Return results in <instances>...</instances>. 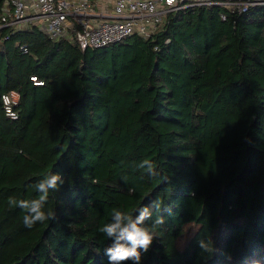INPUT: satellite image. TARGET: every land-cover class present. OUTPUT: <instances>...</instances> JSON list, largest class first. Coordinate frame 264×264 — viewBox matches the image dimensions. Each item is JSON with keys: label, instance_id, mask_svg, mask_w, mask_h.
Segmentation results:
<instances>
[{"label": "trees", "instance_id": "16d2710c", "mask_svg": "<svg viewBox=\"0 0 264 264\" xmlns=\"http://www.w3.org/2000/svg\"><path fill=\"white\" fill-rule=\"evenodd\" d=\"M48 172L66 181L57 218L28 229L8 198ZM158 195L171 215L141 264H264V7L179 10L99 48L0 28V264H108L112 209Z\"/></svg>", "mask_w": 264, "mask_h": 264}, {"label": "built area", "instance_id": "2783aa9c", "mask_svg": "<svg viewBox=\"0 0 264 264\" xmlns=\"http://www.w3.org/2000/svg\"><path fill=\"white\" fill-rule=\"evenodd\" d=\"M206 6L226 7L243 14L264 7V0H4L0 28L10 27L17 32L34 26L53 40L66 39L83 49L99 48L134 34L148 38L170 13ZM20 47L27 50L25 45ZM18 102L15 91L2 95L8 117L18 118Z\"/></svg>", "mask_w": 264, "mask_h": 264}, {"label": "clouds", "instance_id": "9594fccd", "mask_svg": "<svg viewBox=\"0 0 264 264\" xmlns=\"http://www.w3.org/2000/svg\"><path fill=\"white\" fill-rule=\"evenodd\" d=\"M137 167L144 170L150 178L159 175L157 165L151 160L144 159ZM65 182L62 173L48 172L31 186L35 193L32 198L17 199L11 196L8 198V204L10 207L22 209L23 224L26 228L32 229L37 224L57 218L55 211L48 207V201L50 195L59 192ZM165 211L171 215L170 209L165 208L159 195L149 204L139 206L132 211L113 208L110 220L99 228V231L111 241L104 249L108 264H141L143 254L149 251L154 239L158 237L157 230L166 222V217L162 214ZM153 212L157 213L154 219ZM197 243L203 253L211 255L216 251L210 239H199ZM252 264H260V262L253 261Z\"/></svg>", "mask_w": 264, "mask_h": 264}]
</instances>
